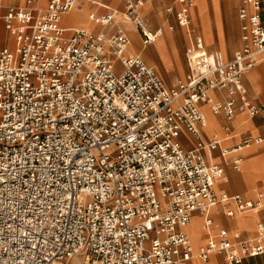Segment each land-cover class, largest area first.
<instances>
[{
    "label": "built area",
    "instance_id": "obj_1",
    "mask_svg": "<svg viewBox=\"0 0 264 264\" xmlns=\"http://www.w3.org/2000/svg\"><path fill=\"white\" fill-rule=\"evenodd\" d=\"M155 1L121 0L123 10L90 19L130 23L148 46L163 31L142 15ZM77 3L0 0V264H191L215 253L240 264L264 254L263 223L237 241L222 229L199 251L184 231L196 212L210 225L218 204L227 216L264 207L263 193L249 200L215 191L224 169L209 157L221 140L203 138L201 107L228 120L264 113L243 81L264 64L262 0H241L242 45L230 60L195 32L194 0L167 6L191 36L187 73L171 87L129 53L121 27L111 35L62 27ZM213 91L226 96L215 100ZM183 132L195 139L190 149ZM260 140L247 136L233 151Z\"/></svg>",
    "mask_w": 264,
    "mask_h": 264
},
{
    "label": "crops",
    "instance_id": "obj_2",
    "mask_svg": "<svg viewBox=\"0 0 264 264\" xmlns=\"http://www.w3.org/2000/svg\"><path fill=\"white\" fill-rule=\"evenodd\" d=\"M194 1L195 3L191 10V16L192 26L195 32L199 34L203 40V36H205L208 43L207 45L205 41L204 43L209 51H215L210 50L209 48V46L214 45L213 41H211V38L215 33L218 37V42L215 44L216 47L223 53L225 60L232 59L235 55V52L237 51H235V49L240 46V43L242 45L241 20L238 16L241 0ZM4 2L8 4L21 5L24 3V0H4ZM46 3L47 0H41V5L44 6ZM98 3L103 5H99ZM153 4L154 2L148 3L142 8V15L147 21V14L152 11ZM172 4L174 3L166 5L163 8V11L167 6ZM74 8H77L75 9L76 11H74L73 14L68 15L69 12ZM74 8L63 15L61 20L62 27L66 28L65 26H71L73 29L83 28L95 33L102 31L108 35H111L116 30L106 31L105 29L109 26H102L97 23L95 24L92 21H90L87 26H82V21L89 17L91 13H95L97 15L104 14L107 11L106 8H111L118 11L123 10L124 4L121 2V0H78V3ZM65 16H67L66 18L69 20V22H67L66 19V21L64 20ZM261 18L264 23V0H262ZM175 22L176 25L179 26L176 19ZM98 26H102L103 29L97 30ZM120 27L123 28L126 34L128 33L123 26ZM179 27L185 30L191 38L186 28L181 26ZM230 28L235 30L236 41L234 43H227L225 40L227 36V29L229 31ZM133 32H137L140 35V32L136 27L133 28ZM154 42L153 44H150L151 50L160 55L159 47ZM145 47L147 48V46ZM239 49L240 48H238V50ZM179 63L180 62H177L178 66L180 65ZM172 67L167 68L164 66V68L168 71L172 69ZM173 81V79H170V84ZM243 81L246 95L250 98H254L257 103L264 107V64L259 63L252 67L244 76ZM225 96V92L223 91L211 92V97L215 100L223 99ZM201 107L205 113V117H207V127L205 126L206 128H202L203 138L205 140H211V138L215 135L221 140L219 148L215 149L209 157V161L211 163L218 164L224 169L225 178L217 181L214 184L215 191L217 193L224 192L229 195L241 194L245 199L255 200L259 193L264 194V113L257 114L256 116H250L247 112L237 111L234 118L232 120H228L224 114H213L210 110L209 104H203ZM226 126L229 127V132L225 131L224 128ZM247 136L260 138L261 140L259 142H253L248 146H244L238 151H233V149H235L236 146L242 142L243 138ZM181 141L186 149H190L195 145L194 137L187 132H183ZM224 149L228 150L226 154H222V150ZM237 157L242 158L238 169L234 166V160ZM228 208L235 209V205L230 204ZM208 217L211 220L210 225L206 223V218L202 214L198 212L193 214L192 218L196 219L195 225H197V221H199L205 224V229L207 226V229L204 231L202 230L201 234L198 236V246L191 242L196 251L204 249L208 243V240L211 237H217L220 230L222 229L229 233V236L233 241L256 236L258 232V224H264V207L257 212H236L234 216H227L225 207L222 204H218L210 210ZM202 218L204 220H202ZM216 228H218L217 231ZM184 231L189 237L188 232L185 229ZM222 263L223 256L217 253L210 255L206 262H201L198 259H193L191 261V264ZM240 264H264V254L254 257H246Z\"/></svg>",
    "mask_w": 264,
    "mask_h": 264
},
{
    "label": "rangeland",
    "instance_id": "obj_3",
    "mask_svg": "<svg viewBox=\"0 0 264 264\" xmlns=\"http://www.w3.org/2000/svg\"><path fill=\"white\" fill-rule=\"evenodd\" d=\"M174 1L175 0H156L154 2V4L152 5V11L147 14V19H148L149 28L151 31H156L157 29L162 28V30L164 31L165 34H171V35L174 34L176 36L175 38L177 39L178 55L173 52V49H171L170 46H168V43L167 44L165 43L163 51L159 50L160 55L158 53H156L155 51L151 50V45H148L147 48L149 50V57L148 58L141 57L147 64L155 67L158 74L162 77V79L164 80V82L168 86H171V85L177 83V81L180 78H183V76L187 72L185 53H186V49L188 48V46L190 45V42H191V38L186 33V31L181 29L179 26L176 25L174 17L173 16H167L163 11V8L166 5L174 3ZM75 9H77V8L72 9L68 15L72 14L75 11ZM67 16L64 17V20L66 19ZM89 20H90L89 17L85 18L84 23H82L83 24L82 26H87L90 22ZM124 23L125 22H123L121 20H116L112 25H110L105 30L106 31H112V30L118 29L120 26H123L124 29L128 33L133 34L134 33L133 28L135 26H133L130 23L129 24H127V23L124 24ZM195 24H196V22H195ZM170 26H174L173 30L170 29ZM65 27L67 30L73 29V27L72 28H69L67 26H65ZM102 29H103L102 26H98V28H97V30H102ZM228 33H229V35H228ZM203 37H204V41L207 45L208 42H207L205 36H203ZM235 39H236L235 30L230 28L228 31V29H227V36L225 38L226 42L227 43H234L236 41ZM211 41H213L214 45L209 46L210 50H218V48L215 45L218 42V37L215 33L213 34ZM154 43H156V42H154ZM240 46H241V43H240ZM240 46L238 48H240ZM238 48H236L235 51L238 50ZM177 62H180L179 66L177 65ZM164 66L167 68H171L172 66L173 67H172V69H170L168 71L164 68ZM170 79L174 80L171 84H170ZM202 220H204V219L202 218ZM204 225L205 224L202 223V226L204 227V230H205ZM206 229H207V226H206ZM217 230H218V228H216V231ZM189 238H190L191 242H193L196 246H198L199 241H197V242H196V240L193 241L190 236H189Z\"/></svg>",
    "mask_w": 264,
    "mask_h": 264
},
{
    "label": "bare ground",
    "instance_id": "obj_4",
    "mask_svg": "<svg viewBox=\"0 0 264 264\" xmlns=\"http://www.w3.org/2000/svg\"><path fill=\"white\" fill-rule=\"evenodd\" d=\"M84 17H86V16H84ZM89 19H90V15H89ZM66 20H67V22H69V20L67 18H66ZM84 20L82 21V23H84ZM89 21H92V20L90 19ZM92 22L95 23L94 21H92ZM67 27L72 28L71 26H67ZM80 29H83V28H80ZM84 30H86V29H84ZM127 34L129 36V39H130V44H129L128 48H127L128 51L131 54H133V55H138V56H141V57L148 58L149 57V50L144 47V45L142 43L141 36L137 32H134L133 34H130V33H127ZM154 41L156 42V45H158L160 51H163L165 43L166 44L168 43V46H170V48L173 49V52L178 55L177 40H176L175 36H173L171 34H165L162 31L161 33H159L155 37ZM208 116H209V114H208ZM205 119H206L205 126L207 127V117H205ZM208 119H209V117H208ZM191 222L184 229L188 231V234L191 237V239L193 241L196 240V242H197L198 241V236L201 234L202 230L204 231V227L202 226V223L199 222V221H197V225H195V223H196V219L195 218L194 219L192 218Z\"/></svg>",
    "mask_w": 264,
    "mask_h": 264
}]
</instances>
